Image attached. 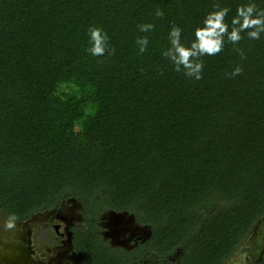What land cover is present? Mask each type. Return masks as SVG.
I'll list each match as a JSON object with an SVG mask.
<instances>
[{
	"label": "trees",
	"instance_id": "obj_1",
	"mask_svg": "<svg viewBox=\"0 0 264 264\" xmlns=\"http://www.w3.org/2000/svg\"><path fill=\"white\" fill-rule=\"evenodd\" d=\"M249 3L264 9V0H0V209L23 221L79 200L88 223L76 264L132 263L98 237L105 210L151 227L150 257L225 264L264 217V34L245 31L236 44L225 35L220 53L199 57L200 80L162 53L172 27L188 46L209 12L228 8L231 31ZM91 27L114 51H86Z\"/></svg>",
	"mask_w": 264,
	"mask_h": 264
},
{
	"label": "flooded vegetation",
	"instance_id": "obj_2",
	"mask_svg": "<svg viewBox=\"0 0 264 264\" xmlns=\"http://www.w3.org/2000/svg\"><path fill=\"white\" fill-rule=\"evenodd\" d=\"M112 212L116 211L105 210L98 218L96 233L101 241L109 248L119 249L131 256V264H153L151 257L144 253V246L152 234L147 230H138L149 227L151 231V227L140 225L134 214L124 211L127 212L125 221H119L118 225L126 232L123 237L114 239L109 236L117 231L111 218ZM129 216L135 217V220L127 222ZM9 221L14 222L10 218ZM16 223L20 227L14 237L15 243L7 246L11 249L0 257V264H76L75 241L82 227L88 223L84 206L79 200L66 199L53 209L36 213ZM24 251L28 252L30 260L26 257L20 260ZM178 254H181V251L173 255L177 257ZM170 257L173 256L168 258L174 264V259Z\"/></svg>",
	"mask_w": 264,
	"mask_h": 264
},
{
	"label": "clouds",
	"instance_id": "obj_3",
	"mask_svg": "<svg viewBox=\"0 0 264 264\" xmlns=\"http://www.w3.org/2000/svg\"><path fill=\"white\" fill-rule=\"evenodd\" d=\"M228 12V8H219L209 12L203 21V26L195 29V39L188 46L181 42L182 29L175 26L171 28L168 33L170 47L164 50L162 54L174 64L177 72L183 71L184 75L200 80L203 62L199 60V57L220 53L224 47L225 35L228 41L236 44L242 39L241 33L245 31L251 39H260L261 35L264 34V9H258L252 3L239 6L236 15L231 20V31H228L229 26L225 22ZM163 14L160 9L156 11L157 16ZM153 27L152 24H144L139 26V30L147 32ZM109 41L110 37L103 28L91 27L88 30L89 47L86 51L97 57L104 56L106 53L110 54L114 49L110 48ZM136 43L141 53L146 51L147 37L139 38ZM241 71L240 67H236L231 75H238ZM12 226L7 224V227Z\"/></svg>",
	"mask_w": 264,
	"mask_h": 264
},
{
	"label": "rangeland",
	"instance_id": "obj_4",
	"mask_svg": "<svg viewBox=\"0 0 264 264\" xmlns=\"http://www.w3.org/2000/svg\"><path fill=\"white\" fill-rule=\"evenodd\" d=\"M67 205V203H66ZM264 218V217H263ZM261 219V221L263 220ZM18 221H9V217H7L6 213L0 209V257L3 256L5 252H8L9 249L7 246L8 245H13L15 243L14 237H16L17 231L19 230V224L17 225ZM264 223V221H262ZM7 224L13 225L12 227H7ZM86 227V224L82 227ZM82 230V229H81ZM251 241L249 243V246L251 247V251L248 252L246 249H242V247H238L236 252L233 254V256L227 260L229 264H243L241 261L244 256L248 254L250 262L248 264H255L257 259L259 258V253L262 251L263 246H264V229H263V234L261 238L259 239L258 244L256 243V240L253 242ZM239 254V256H237ZM137 255V254H136ZM135 255V256H136ZM184 255L183 252L181 254H178L177 257L175 255H171L174 259V264H179L181 261L182 256ZM153 260V264H172V260H170L168 257L166 259H157L156 257H151ZM227 263V264H228Z\"/></svg>",
	"mask_w": 264,
	"mask_h": 264
},
{
	"label": "water",
	"instance_id": "obj_5",
	"mask_svg": "<svg viewBox=\"0 0 264 264\" xmlns=\"http://www.w3.org/2000/svg\"><path fill=\"white\" fill-rule=\"evenodd\" d=\"M127 215V212H124V213H117V212H112L111 214V218L113 219V223L115 222V227H116V230L113 235L110 234L109 236L110 237H113L114 239L115 238H121L123 237V235L125 234L126 230H121V228L119 227L118 225V222H122V221H125V217ZM135 220V217L133 216H129L127 217V222H133ZM264 221V218L263 220ZM261 220H259L255 225L254 227L252 228V230L250 231L249 235L247 236V238L241 243V245L239 247H242V249H246L248 252L251 251V247L249 246V243L253 240V238L256 236L257 234V231H258V228L260 226V224L262 223ZM147 230L150 235L152 234V232L149 230V227H142V228H139L138 230ZM120 234V236H119ZM115 235V236H114ZM237 256H239V254H237ZM26 257V259L30 260V256L28 254L27 251H24L23 252V257L20 258V260H23L24 258ZM25 259V260H26ZM24 260V261H25ZM243 264H248L250 262V259H249V256L248 254L246 256L243 257L242 261H241ZM228 262H226L225 264H227ZM229 264V263H228Z\"/></svg>",
	"mask_w": 264,
	"mask_h": 264
}]
</instances>
